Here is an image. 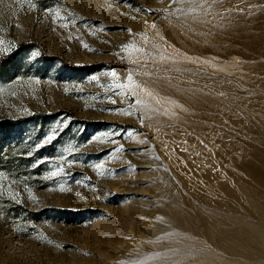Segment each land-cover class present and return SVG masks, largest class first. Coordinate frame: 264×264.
<instances>
[{
	"label": "rangeland",
	"instance_id": "obj_1",
	"mask_svg": "<svg viewBox=\"0 0 264 264\" xmlns=\"http://www.w3.org/2000/svg\"><path fill=\"white\" fill-rule=\"evenodd\" d=\"M261 24L264 0H0V56L14 55L0 61V264H219L175 253L170 210L209 192L181 159L210 150L207 131L264 174ZM180 32L212 49L179 47ZM202 88L238 105L235 123L179 96ZM237 214L264 226V209Z\"/></svg>",
	"mask_w": 264,
	"mask_h": 264
},
{
	"label": "bare ground",
	"instance_id": "obj_2",
	"mask_svg": "<svg viewBox=\"0 0 264 264\" xmlns=\"http://www.w3.org/2000/svg\"><path fill=\"white\" fill-rule=\"evenodd\" d=\"M193 20H195L193 26H198V22L199 26L201 25L199 16ZM259 29L264 31V24L257 26L256 30L259 31ZM248 34L249 31L244 34L246 35L245 42L251 43ZM251 34L254 33L251 32ZM172 36L175 43L186 50L197 51L202 48L208 51L212 49V45L207 44V42H200L199 38L192 39L190 33L180 32ZM179 96L181 99L187 100V104L191 107H206V109L214 111L218 118L222 116L221 114H225L230 117L232 123L236 122L234 113L238 105L231 99L230 105L224 104L217 95L212 92L207 94L203 88L194 91V94L187 93L186 96L185 93H182ZM163 103L167 105V108L175 105L171 100L163 101ZM155 107L159 109L156 102ZM255 110L260 111V107H256ZM205 134L209 137L210 150L199 147L197 148L198 153H189L181 159L189 164V171L201 177V183L196 179H194V183L205 186L209 192L207 194L199 192L194 195V198L189 197L188 199L181 193L172 200V209L170 208L171 227L175 235L182 240L180 246L175 248V253L180 255L187 253L189 255V251L184 246L187 244L189 247H193L194 252H201L204 255L203 258L210 256V254L213 255L210 258L214 259L215 262L218 261L219 264H238L241 258L249 261L252 258L256 260L257 258L254 256L264 254L262 253L263 250L258 248L255 251H250L246 247L250 245V241H253L264 248V226L244 224L243 222L239 225L237 211L240 210L241 206L247 207L249 205L264 209V202L253 189L257 183L263 182L264 185V174L255 165L256 163L250 160L248 147L239 152L237 141L234 138L222 141L217 130H213L211 133L207 131ZM259 162L264 163V160H259ZM139 165L145 166V162H141ZM235 165H239L249 176L242 181L241 188L237 187L238 176L235 173ZM232 184H236L235 187ZM245 192L249 193L248 201L242 198V194ZM188 195L190 196L189 193ZM222 197H225L226 200L220 201ZM199 202H209L212 207L210 210H206ZM178 237L172 241H177ZM206 251L211 253L209 255L203 253ZM218 255L220 256L218 257ZM201 262L203 259L194 260L195 264ZM257 264L264 263L257 262Z\"/></svg>",
	"mask_w": 264,
	"mask_h": 264
},
{
	"label": "trees",
	"instance_id": "obj_3",
	"mask_svg": "<svg viewBox=\"0 0 264 264\" xmlns=\"http://www.w3.org/2000/svg\"><path fill=\"white\" fill-rule=\"evenodd\" d=\"M14 57L13 54L11 55H5V56H0V61H9Z\"/></svg>",
	"mask_w": 264,
	"mask_h": 264
},
{
	"label": "snow or ice",
	"instance_id": "obj_4",
	"mask_svg": "<svg viewBox=\"0 0 264 264\" xmlns=\"http://www.w3.org/2000/svg\"><path fill=\"white\" fill-rule=\"evenodd\" d=\"M113 75H115V74L113 73ZM129 79H131V77H129ZM48 139H49V140H51V139H52V137H49Z\"/></svg>",
	"mask_w": 264,
	"mask_h": 264
}]
</instances>
